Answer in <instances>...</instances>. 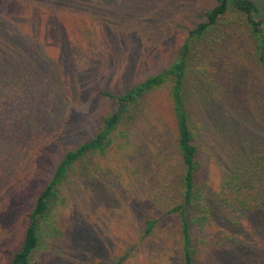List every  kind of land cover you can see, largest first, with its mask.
<instances>
[{"label":"rangeland","instance_id":"374dc122","mask_svg":"<svg viewBox=\"0 0 264 264\" xmlns=\"http://www.w3.org/2000/svg\"><path fill=\"white\" fill-rule=\"evenodd\" d=\"M210 1L0 0V264L20 247L33 195L62 152L113 108L99 90L123 91L168 65ZM191 59L185 90L209 190L236 176L258 202L216 207L192 231L194 264H264V75L241 27L196 42ZM113 133L106 156L69 169L31 264H180L176 220L165 213L181 169L166 92L141 96ZM148 216L160 218L145 233Z\"/></svg>","mask_w":264,"mask_h":264},{"label":"trees","instance_id":"16d2710c","mask_svg":"<svg viewBox=\"0 0 264 264\" xmlns=\"http://www.w3.org/2000/svg\"><path fill=\"white\" fill-rule=\"evenodd\" d=\"M258 11L255 0H211L203 11L202 18L188 29L183 40L175 46V55L168 65L130 84L123 91L99 90V93L111 102L113 108L102 117V125L94 135L62 152L47 182L34 193L31 206L26 212L27 223L22 243L12 255L9 264H31L43 242L45 229L42 222L49 214L69 169L84 156H106L115 143L116 135L113 131L122 115L129 111L141 96L152 90L166 92L181 162L178 200L165 211L176 220L180 264H194L196 243L192 231H204L216 207L246 212L257 206L256 190L239 177L228 178L217 190H209L201 170V128L192 117L187 101L191 89L185 90V85L189 78L195 43L230 26L245 30L251 40L255 61L264 75V15L257 16ZM193 87L199 97L206 92L201 79ZM47 111L50 112V109ZM159 218L160 216H148L143 231L149 233ZM112 263L119 264V259L113 260Z\"/></svg>","mask_w":264,"mask_h":264}]
</instances>
